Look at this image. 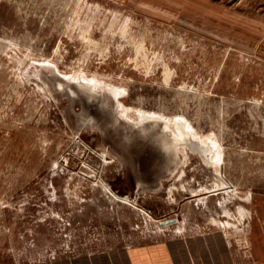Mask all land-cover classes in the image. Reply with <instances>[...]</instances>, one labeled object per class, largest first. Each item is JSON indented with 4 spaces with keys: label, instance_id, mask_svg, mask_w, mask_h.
Returning a JSON list of instances; mask_svg holds the SVG:
<instances>
[{
    "label": "rangeland",
    "instance_id": "obj_1",
    "mask_svg": "<svg viewBox=\"0 0 264 264\" xmlns=\"http://www.w3.org/2000/svg\"><path fill=\"white\" fill-rule=\"evenodd\" d=\"M263 210L264 0H0V264L217 224L239 244Z\"/></svg>",
    "mask_w": 264,
    "mask_h": 264
},
{
    "label": "crops",
    "instance_id": "obj_2",
    "mask_svg": "<svg viewBox=\"0 0 264 264\" xmlns=\"http://www.w3.org/2000/svg\"><path fill=\"white\" fill-rule=\"evenodd\" d=\"M261 219V227L239 244L222 225L213 224L186 231L165 229L148 239L35 264H264V217ZM173 224L179 221L162 226Z\"/></svg>",
    "mask_w": 264,
    "mask_h": 264
},
{
    "label": "bare ground",
    "instance_id": "obj_3",
    "mask_svg": "<svg viewBox=\"0 0 264 264\" xmlns=\"http://www.w3.org/2000/svg\"><path fill=\"white\" fill-rule=\"evenodd\" d=\"M68 77L65 78L68 82H71V83H73V82L75 83L76 82V81H74V80H72L71 78H68ZM70 77H71V75H70ZM77 83H79V82H77ZM80 84H82V85H88L89 88H90V90H92V92H94V93L103 91V89H101V87H98L99 85L96 86L93 83L91 84V83L80 82ZM38 87H40V86H38ZM96 89H101V90H96ZM107 89H109V91L112 94H114L115 99L120 96V92L119 91H117V90L115 91V90H113L111 88H107ZM104 92H106V91H104ZM118 109H120V112H117V113H119V115L121 117V118L119 117L118 119H122L123 120L125 118L124 120H126V119H127V121L130 120V121H132V123L138 124V125H141L142 123H154L156 125L157 124H162L163 125V128L162 129H163V132L166 134V136L167 137L173 136L172 140H173L174 143L172 142V144H174L177 147V151L178 152L182 148L181 146L183 144H185V140H189L190 141L191 138L192 139L195 138L196 141H197V143H194L195 144V147L206 156V158H205L206 164H209V160H208V156H207V152L209 150V146H206V145L207 144H210V156H211L210 163H211V161L215 165L216 164L218 165L220 163V161H221L222 158H221V153H219L217 146L216 145H214V146L211 145V141H210L209 138H205V140L204 139L197 138L196 137V134L191 131V128L185 127V129H184L183 127H179V129H178L176 127V129H178L179 132L175 133L173 130H171V128H169V124H167V122L165 120H162L161 118H158L155 115L143 114V115H141V119L138 122H134L133 121V118L131 116H129V114H128V112L126 110H123L121 107L119 108V105H118L117 111H118ZM169 144H170V142H169ZM203 145H205V146H203ZM168 148H171V146L168 147ZM102 159L105 160V156L102 157ZM173 159H174V161H176L174 157H173ZM170 171H169V174L172 175L174 173V170L172 172H170ZM223 174H225V173H223ZM224 187L227 188L225 190H233V185H227L226 186V185H223V183H220V184H217V187L216 188L215 187L214 188H211L210 190H207V192L214 193L215 194V193L218 192L217 190H219V189L222 190ZM124 199H125V197H124ZM240 212H241V215H243V213L244 214L246 213L245 215H247V213H249V211H246L244 208H240ZM163 223L164 222H160L161 225H167V224H163Z\"/></svg>",
    "mask_w": 264,
    "mask_h": 264
},
{
    "label": "water",
    "instance_id": "obj_4",
    "mask_svg": "<svg viewBox=\"0 0 264 264\" xmlns=\"http://www.w3.org/2000/svg\"><path fill=\"white\" fill-rule=\"evenodd\" d=\"M94 98L98 99V97H96V95H93ZM120 120V119H119ZM144 129V128H143ZM175 220H168V221H165L163 224H171L173 223Z\"/></svg>",
    "mask_w": 264,
    "mask_h": 264
},
{
    "label": "flooded vegetation",
    "instance_id": "obj_5",
    "mask_svg": "<svg viewBox=\"0 0 264 264\" xmlns=\"http://www.w3.org/2000/svg\"><path fill=\"white\" fill-rule=\"evenodd\" d=\"M203 146H205V145H203ZM207 156L210 157V148H209V150H208V152H207Z\"/></svg>",
    "mask_w": 264,
    "mask_h": 264
}]
</instances>
